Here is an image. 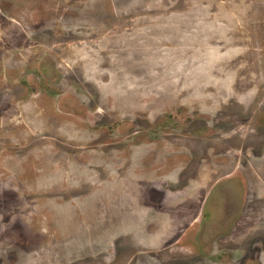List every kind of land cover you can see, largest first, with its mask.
<instances>
[{"label": "rangeland", "instance_id": "rangeland-1", "mask_svg": "<svg viewBox=\"0 0 264 264\" xmlns=\"http://www.w3.org/2000/svg\"><path fill=\"white\" fill-rule=\"evenodd\" d=\"M0 264H264V0H0Z\"/></svg>", "mask_w": 264, "mask_h": 264}]
</instances>
